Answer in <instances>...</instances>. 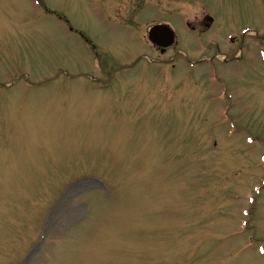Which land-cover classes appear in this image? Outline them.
I'll return each instance as SVG.
<instances>
[{
	"label": "rangeland",
	"instance_id": "obj_1",
	"mask_svg": "<svg viewBox=\"0 0 264 264\" xmlns=\"http://www.w3.org/2000/svg\"><path fill=\"white\" fill-rule=\"evenodd\" d=\"M0 264H264V0H0Z\"/></svg>",
	"mask_w": 264,
	"mask_h": 264
},
{
	"label": "water",
	"instance_id": "obj_2",
	"mask_svg": "<svg viewBox=\"0 0 264 264\" xmlns=\"http://www.w3.org/2000/svg\"><path fill=\"white\" fill-rule=\"evenodd\" d=\"M160 32V33H163L167 42L164 44V45H168L172 42L173 40V32L168 30L166 27H163V26H159L157 29H154L152 31V33H155V32ZM153 38V36H151Z\"/></svg>",
	"mask_w": 264,
	"mask_h": 264
},
{
	"label": "flooded vegetation",
	"instance_id": "obj_3",
	"mask_svg": "<svg viewBox=\"0 0 264 264\" xmlns=\"http://www.w3.org/2000/svg\"><path fill=\"white\" fill-rule=\"evenodd\" d=\"M206 18H208V17H206ZM202 23H204V22H202ZM160 51H162V49L160 48Z\"/></svg>",
	"mask_w": 264,
	"mask_h": 264
}]
</instances>
